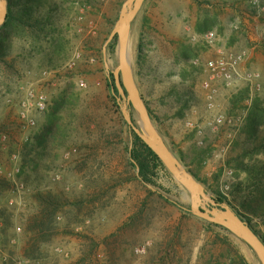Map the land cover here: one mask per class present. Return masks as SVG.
I'll use <instances>...</instances> for the list:
<instances>
[{
	"label": "rangeland",
	"instance_id": "obj_1",
	"mask_svg": "<svg viewBox=\"0 0 264 264\" xmlns=\"http://www.w3.org/2000/svg\"><path fill=\"white\" fill-rule=\"evenodd\" d=\"M11 1L17 18L23 2L39 9L0 29V264H240L239 254L261 264L244 241L191 213L190 193L167 168L154 186L138 178L113 82L118 36L109 42L127 0ZM218 51L242 57L232 88L204 68ZM130 62L176 159L264 239V0H145ZM44 70L60 74L40 82ZM32 86L48 110L23 129L19 103ZM131 115L144 133L134 107ZM218 115L240 117L239 129L217 128Z\"/></svg>",
	"mask_w": 264,
	"mask_h": 264
},
{
	"label": "water",
	"instance_id": "obj_2",
	"mask_svg": "<svg viewBox=\"0 0 264 264\" xmlns=\"http://www.w3.org/2000/svg\"><path fill=\"white\" fill-rule=\"evenodd\" d=\"M144 1L127 0L124 3L117 25L109 38V42L115 36L119 38L120 65L114 72V78L121 96L119 101H124L122 106L124 118L130 128L158 156L176 181L190 193L191 213L195 217L225 228L244 241L255 252L261 264H264V242L261 237L229 205L221 204L213 199L207 193L206 188L184 169L154 126L149 109L136 87L130 62V37L132 23L141 10ZM8 5V0H0V29L7 20ZM132 107L136 109L142 119L141 125L144 133L135 127L131 115Z\"/></svg>",
	"mask_w": 264,
	"mask_h": 264
},
{
	"label": "built area",
	"instance_id": "obj_3",
	"mask_svg": "<svg viewBox=\"0 0 264 264\" xmlns=\"http://www.w3.org/2000/svg\"><path fill=\"white\" fill-rule=\"evenodd\" d=\"M205 40L210 48H214L216 34L214 32L206 34ZM80 59L81 55L77 54L75 58L66 65V69L73 70ZM241 61L242 57L239 55H228L223 51H218L215 58L206 61L203 65L205 70L209 72L211 81L223 83L225 87L232 88L236 82V76L239 75L236 66L239 65ZM58 74H60L59 71L44 70L41 73L40 82L51 81L53 75L56 76ZM205 86L208 88L209 84L206 83ZM215 92V90L211 91L210 95L208 96V108L210 110L215 107ZM48 102L49 100L47 94L42 90L36 89L34 86L30 87L27 92H25V95L20 100L19 111L17 113L18 119L20 120V124L23 129L34 128L37 125L36 115L42 114L48 110ZM239 118L237 120L230 119L227 121L223 115H218L214 119V125L217 128H221L226 126L228 122V126L232 129L237 128L235 129L237 131L239 129ZM12 160L14 162L19 161V156L17 154H13ZM226 188L229 187L226 186ZM23 190L24 186L22 188H17V192L19 193L23 192ZM13 204L14 203H11V205Z\"/></svg>",
	"mask_w": 264,
	"mask_h": 264
},
{
	"label": "trees",
	"instance_id": "obj_4",
	"mask_svg": "<svg viewBox=\"0 0 264 264\" xmlns=\"http://www.w3.org/2000/svg\"><path fill=\"white\" fill-rule=\"evenodd\" d=\"M10 4L8 7V16L5 24L3 25L2 29L9 28L14 21H18L22 23V18H32L33 17V11H38L39 7L36 9L38 5H31L28 2H23L21 5L26 6L25 9L22 11V18H17L13 11V2L9 0ZM31 6V7H30ZM44 8V7H43ZM114 82V89L117 90L115 78L113 77ZM132 130V129H131ZM132 137H133V148L130 151V158L132 161L133 166H135L138 169V178L146 185L154 186L156 184L155 180V174L158 168H162L166 170V167L161 162V160L158 158V156L144 143V141L132 130ZM219 203H225L221 198L216 199ZM240 217L244 219V217L237 213ZM245 220V219H244ZM250 227L257 233L259 236L260 234L253 228V225L248 222ZM210 225L219 228L221 231L226 232L230 235H232L228 230L225 228L210 223ZM262 241L264 242V239L262 236H260ZM239 263L240 264H248L246 260L239 254Z\"/></svg>",
	"mask_w": 264,
	"mask_h": 264
}]
</instances>
